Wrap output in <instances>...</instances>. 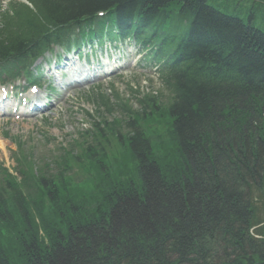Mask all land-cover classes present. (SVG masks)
<instances>
[{
  "label": "trees",
  "instance_id": "obj_1",
  "mask_svg": "<svg viewBox=\"0 0 264 264\" xmlns=\"http://www.w3.org/2000/svg\"><path fill=\"white\" fill-rule=\"evenodd\" d=\"M27 2L13 0L1 12V66H24L51 43L77 40L109 23L130 30L121 36L146 46L161 65L175 142L174 148H152L140 124L160 116L164 93L144 95L140 111L127 110L128 118L134 114L125 124L129 135L108 164L120 179L104 174L105 164L88 161L100 152L79 159V177L92 182V194L85 191L91 199L78 208L73 198L57 194L59 205L56 198L50 203L59 224L42 213L37 199L52 177L42 178L41 169L33 178L20 162L25 182L0 180V264H13L11 246L25 264H242L249 254L264 258V236L248 232L254 225L264 229V30L249 21L253 15L245 21L229 0ZM98 11L105 16L98 19ZM75 25L82 29L78 36L71 33ZM102 123L93 124L96 145L123 135L120 124Z\"/></svg>",
  "mask_w": 264,
  "mask_h": 264
},
{
  "label": "rangeland",
  "instance_id": "obj_2",
  "mask_svg": "<svg viewBox=\"0 0 264 264\" xmlns=\"http://www.w3.org/2000/svg\"><path fill=\"white\" fill-rule=\"evenodd\" d=\"M2 1L6 2L8 0ZM229 3L231 5L235 4L239 9L244 10L242 12V16L245 15V11L247 10L248 15L252 12V18L249 20L247 17L245 18V21H252L256 26L264 29V7L256 6V8H250L251 2L249 0H229ZM136 58L137 57H134L131 62H134ZM131 62L128 63V67L126 69L118 72L117 74H112L98 81H94L93 83L71 89L70 92L67 93L68 96L66 95L64 97V95H62L63 89L57 88L55 93H52L51 95L53 102H56L55 107L53 109H49L43 114H38L34 117L14 116L10 119L0 118V141L2 142V145L0 144V165L4 168V172H2L3 174L1 176L9 179L13 177L18 183H22V180H24L22 178L25 176L20 175V172L14 170L15 166H17L16 161L26 156V153L32 150L34 161L38 163L37 166H40L41 163L43 164L42 170L45 176L46 167L52 162L47 160H49L58 151H65L67 144L73 142L74 136L79 129L86 128L87 126L91 127V123H89V121L92 122L93 120L87 118L86 112L94 117H97L100 121L102 119H106L109 122L114 116H116V113L108 116H106V114H96V111H94L95 106L88 99H86V94L89 92H96L95 88L97 91L100 90V92L108 96H111L114 92H119L120 95L129 97L128 93L130 88L139 90V92L155 93L154 91H156V88L158 87L157 81L154 77L155 75L150 73L148 69L140 70L137 69V67L130 66ZM160 101L162 102L161 105H159L160 116L156 117L154 114L147 119L145 118V121L140 124V128L144 131L145 136L151 139L152 148L160 150L162 145H165L167 148H174L173 146L175 141L168 127V120L165 114V105L168 102V97L165 96L163 99H160ZM117 122L120 124V132L123 134L120 139L107 137L105 143L102 142L100 145L93 143L90 147V152L92 150L100 152V155H96L95 163L93 164L97 168H99L98 164H105V166L101 165L103 168L100 170H108V172L105 170L104 174L107 173V176L109 177H114L115 175V173L114 175H111V171L109 170H112V166L108 165L110 164L111 158L116 156V154L113 153H116L117 151L121 152V147L124 149L125 139L129 135L124 127L125 121L121 118ZM4 133H7L9 138H5L3 135ZM46 138L49 139L48 142L45 140ZM10 139H12V141H16L18 146H16L15 143H12ZM90 143L83 144L89 145ZM83 144L76 141L75 147H80ZM101 155L102 160H100ZM125 160L126 162L129 160L126 153ZM75 165L76 166L74 167L73 172H69L71 174L62 173V171L56 173L57 170H55L53 166H50L48 172L49 176L52 177L53 184L49 183L48 187L39 189L40 193H38L37 199L42 201V213L51 218L56 224H59L61 218L58 222V218L53 217L51 213L53 204L50 203V200L56 198V206H58L59 200L57 199V194H66L70 196L74 199L73 204L78 206V208L85 205L84 203L88 201L86 198L91 199L90 195L85 193V191L92 194V182L89 183L86 179H83L82 176L79 177L78 172L81 171L77 168L79 165ZM32 171L33 170H31L30 173L33 175ZM37 176L41 177L40 171H38ZM116 177L120 179L119 176ZM36 179L37 177L35 180ZM90 179L91 178H89V180ZM92 205H95V203ZM262 205L263 204L260 205L261 208ZM11 248L12 263L25 264L23 257H21V255H15L14 247L11 246ZM251 256L254 255L252 254Z\"/></svg>",
  "mask_w": 264,
  "mask_h": 264
},
{
  "label": "bare ground",
  "instance_id": "obj_3",
  "mask_svg": "<svg viewBox=\"0 0 264 264\" xmlns=\"http://www.w3.org/2000/svg\"><path fill=\"white\" fill-rule=\"evenodd\" d=\"M59 83V81H57ZM34 96H38L40 97V95L38 93H34ZM33 96V98H34ZM0 144L2 145V142L0 141ZM260 208V207H259ZM261 225H257V226H251L248 230L250 236L256 238V239H260L264 236V229H261ZM264 228V227H263Z\"/></svg>",
  "mask_w": 264,
  "mask_h": 264
},
{
  "label": "flooded vegetation",
  "instance_id": "obj_4",
  "mask_svg": "<svg viewBox=\"0 0 264 264\" xmlns=\"http://www.w3.org/2000/svg\"><path fill=\"white\" fill-rule=\"evenodd\" d=\"M249 264H264V260L263 259H257V260H252L250 261Z\"/></svg>",
  "mask_w": 264,
  "mask_h": 264
},
{
  "label": "water",
  "instance_id": "obj_5",
  "mask_svg": "<svg viewBox=\"0 0 264 264\" xmlns=\"http://www.w3.org/2000/svg\"><path fill=\"white\" fill-rule=\"evenodd\" d=\"M247 260H248V261L251 260V257H249Z\"/></svg>",
  "mask_w": 264,
  "mask_h": 264
}]
</instances>
